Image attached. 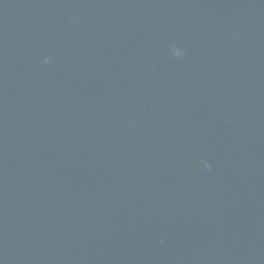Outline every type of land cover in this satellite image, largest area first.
Here are the masks:
<instances>
[{"label":"water","instance_id":"1","mask_svg":"<svg viewBox=\"0 0 264 264\" xmlns=\"http://www.w3.org/2000/svg\"><path fill=\"white\" fill-rule=\"evenodd\" d=\"M0 264H264V0H0Z\"/></svg>","mask_w":264,"mask_h":264},{"label":"clouds","instance_id":"2","mask_svg":"<svg viewBox=\"0 0 264 264\" xmlns=\"http://www.w3.org/2000/svg\"><path fill=\"white\" fill-rule=\"evenodd\" d=\"M46 63H47V61H46ZM207 167H209V168H210V167H211V165H207Z\"/></svg>","mask_w":264,"mask_h":264}]
</instances>
